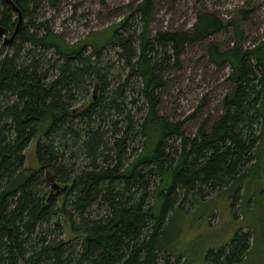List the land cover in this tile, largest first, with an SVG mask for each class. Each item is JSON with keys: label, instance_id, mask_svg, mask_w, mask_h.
<instances>
[{"label": "trees", "instance_id": "1", "mask_svg": "<svg viewBox=\"0 0 264 264\" xmlns=\"http://www.w3.org/2000/svg\"><path fill=\"white\" fill-rule=\"evenodd\" d=\"M11 1L22 17L14 38L0 44V264H172L169 258L178 263L167 247L174 238L166 231L171 218L186 211L187 195L199 204L205 202V189L213 192L210 197L232 190V208L238 195L245 204L251 198L247 196L256 194L252 182L257 189L252 198L261 199L264 40L242 48L233 21L201 11L191 30L163 29L148 36L153 0H138L132 13L140 20L137 32H122L127 14L107 27L108 37L100 38L101 30L90 31L68 44L46 21L37 20L42 0ZM16 18L10 4L0 0L3 33H12ZM225 26L237 35L233 45L219 49L208 42L205 47L211 63L230 68L222 114L208 129L202 122L190 138L180 127L183 120L170 121L156 112L167 84L163 74L179 65L188 44ZM105 46H118L128 69L109 89L108 69L94 64ZM3 47L10 51L3 52ZM23 49L25 57L20 56ZM37 49L53 50L55 61L48 64L44 53L36 57ZM57 60H62L58 67ZM92 77L99 95L74 106L76 92L87 87L84 79ZM129 78L139 85L137 97L126 100ZM138 100L141 118L134 123L129 113H122L126 104ZM133 124L142 143L128 157ZM37 135L36 165L28 167L23 150ZM73 148L85 157L84 164L72 160L79 157ZM53 182L57 189H50ZM47 185V195L40 194ZM261 202L263 207L264 198ZM63 226L74 238H60ZM232 235L224 245L206 251L205 264L243 263L251 235L246 230Z\"/></svg>", "mask_w": 264, "mask_h": 264}, {"label": "rangeland", "instance_id": "2", "mask_svg": "<svg viewBox=\"0 0 264 264\" xmlns=\"http://www.w3.org/2000/svg\"><path fill=\"white\" fill-rule=\"evenodd\" d=\"M136 2L138 0H42L38 9L40 17H37V20L46 21L51 31L60 35L65 43L70 44L83 39L90 31L101 30L99 37H108L110 28L107 27L128 14L130 15L126 18L128 25L122 32L131 34L132 29L137 32L140 25L137 16L132 15ZM153 7L154 12H152L151 22L147 27L148 36L163 29L191 30L196 21V15L201 11L213 12L222 20L233 21L241 32L240 46L242 48L253 47L264 40V0H153ZM14 17L13 14L11 18ZM7 35L5 31L3 36ZM3 36L0 37V44ZM235 37L237 35L235 36L233 28L225 26L224 30L213 33L199 42L188 44L180 53L179 65L171 66L163 74L167 84L160 94L156 112L170 121L183 120L180 127L187 137L194 136L202 122L203 126L208 129L210 122L222 114L221 99L230 87V81L226 77L230 70L228 64L211 63L205 53V47L208 42H215L219 45V49H224L233 45ZM7 50L10 51L7 47H3V52ZM119 50L121 49L118 46H105L101 52L102 58L97 64L94 63L102 70L108 69V74H105L106 82L109 83L107 89L116 85L118 81L121 82L128 72ZM88 51L90 48H87L86 52ZM25 53L26 50L23 49L20 56L23 54L25 57ZM42 53L46 59L50 60L48 64L55 61L53 50L42 49L40 51L37 49L33 54L40 58ZM56 62L55 65L58 67L62 60ZM84 81L88 83L87 87L85 91L81 87L76 92L77 99L74 100V106L87 103L93 94L95 97L99 95L98 88L95 87L97 80L94 77L84 79ZM138 85V80L129 78L125 87L126 100L133 96L137 97L135 90ZM139 104V100L133 105L126 104L122 115L129 113L134 123L139 121L140 113L136 111ZM133 129L136 133L127 140L128 157L135 155L142 143V138L137 133V125L133 124ZM38 136L31 139L27 148L23 150L24 158H26L25 165L28 167L36 165L34 150ZM67 138L65 137L69 143ZM76 149L73 148V152L77 155ZM78 156L77 159L72 158V160L77 165L84 164L85 157L80 154ZM250 185L254 187L252 189L256 194L247 196L251 198L245 203L246 206L245 198L242 196L241 199L238 195L233 207H229L230 197H236L232 190L230 192L219 191L210 197L213 192L205 189L201 193L205 200L204 203L201 202L202 204H192V195L185 197L183 207L186 211L180 213L181 217L176 213L170 220V228L166 231V234L174 238V242L168 243L167 247L171 249L170 252L175 260L177 256L179 257L177 260L179 264H205L206 251L209 248L216 249L224 245L237 230H246L251 235L248 241L249 248L243 254L242 264H264V203L263 207L260 206L264 193L260 194L261 199L252 198V196H257V189L254 183L251 182ZM48 186L41 187L39 193L47 195ZM61 195L63 194H59L56 198ZM59 201L58 199L57 202ZM239 204H244V206H239ZM63 229L60 238L63 240L74 238L75 233L72 234L64 226ZM73 241L75 242L76 239ZM168 260L172 264H178L172 261V258ZM157 262L160 263V261Z\"/></svg>", "mask_w": 264, "mask_h": 264}, {"label": "water", "instance_id": "3", "mask_svg": "<svg viewBox=\"0 0 264 264\" xmlns=\"http://www.w3.org/2000/svg\"><path fill=\"white\" fill-rule=\"evenodd\" d=\"M5 1H7V3L8 4H10V6H11V8L15 11V12H17V18H16V23H15V29L12 31V33L10 34V35H8V36H3V27H1L0 26V37L1 36H3V41H4V43H6V41H8V42H10L14 37V34L16 33V31H17V29H18V27H19V24L18 23H20L21 22V17H22V14H21V12H19V9L17 8V7H15L14 6V4H13V2L11 1V0H5ZM96 87V86H95ZM93 97H95V95L93 94L92 95ZM46 179L47 180H49V181H51L52 180V178H51V176L49 175V173H48V171L46 172ZM52 182V181H51ZM57 184L55 183V182H53V183H51V185L49 186L50 187V189H57ZM62 188V187H61ZM64 189V187L62 188V190ZM55 194H57V190L55 191Z\"/></svg>", "mask_w": 264, "mask_h": 264}]
</instances>
